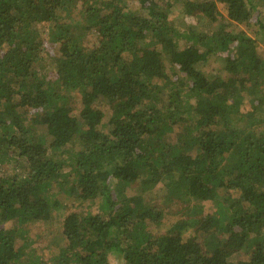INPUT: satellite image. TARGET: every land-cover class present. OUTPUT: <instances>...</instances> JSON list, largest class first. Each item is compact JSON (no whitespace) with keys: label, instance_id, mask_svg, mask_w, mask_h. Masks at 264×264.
Here are the masks:
<instances>
[{"label":"trees","instance_id":"16d2710c","mask_svg":"<svg viewBox=\"0 0 264 264\" xmlns=\"http://www.w3.org/2000/svg\"><path fill=\"white\" fill-rule=\"evenodd\" d=\"M128 1L0 0V264H264L256 6ZM60 209L65 244L24 258Z\"/></svg>","mask_w":264,"mask_h":264},{"label":"rangeland","instance_id":"374dc122","mask_svg":"<svg viewBox=\"0 0 264 264\" xmlns=\"http://www.w3.org/2000/svg\"><path fill=\"white\" fill-rule=\"evenodd\" d=\"M251 3H253L256 6V10L254 13L259 12L260 18L264 22V1L262 0H249ZM128 6L130 9L137 10V2L135 0H129ZM221 10L223 9L222 6H220ZM140 11V10H139ZM137 11V12H139ZM223 11V10H222ZM76 16V14H75ZM81 16V15H79ZM82 17V16H81ZM84 19V18H82ZM186 21H193L192 18H186ZM38 28L40 30L41 36L43 38L46 37V33H43V26L41 24L38 25ZM239 29H243L247 32L248 35L252 36L256 40V50L259 55H261L264 58V31H258L257 25H254L250 28H245L244 26H238ZM182 45L185 44L184 41L181 42ZM221 64L220 61L210 64L206 67L207 72H213L217 73ZM75 106H77L76 102H74ZM108 107H104V111L108 112ZM16 164L15 162H12L6 169H0V174L7 172L11 173L13 171V167ZM68 170V169H67ZM53 191V198H61L64 199V191L60 188L58 185H53L52 187ZM127 193L132 194L133 190L128 189ZM204 212L205 213H214L215 207L212 201H204L203 203ZM86 205L90 207L91 203L86 202ZM97 208V204L93 203V209ZM68 210L67 209H60L57 211H53L52 213V222H38L29 224L26 226V238L29 239V246L25 249V255L24 258H35L38 257L42 259L43 261L48 262L58 251L59 248L65 244L63 239L61 238V223L64 217L66 216ZM249 252L246 250H243L242 252L236 254V259H247ZM110 261L113 264H125V261L121 256L118 254L112 253L110 254Z\"/></svg>","mask_w":264,"mask_h":264}]
</instances>
